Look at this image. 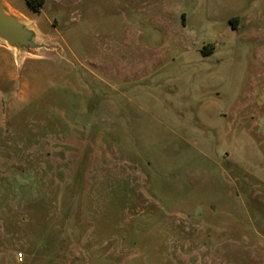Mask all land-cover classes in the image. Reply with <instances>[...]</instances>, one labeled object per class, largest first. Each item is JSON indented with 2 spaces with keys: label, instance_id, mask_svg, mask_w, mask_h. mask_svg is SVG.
<instances>
[{
  "label": "rangeland",
  "instance_id": "1",
  "mask_svg": "<svg viewBox=\"0 0 264 264\" xmlns=\"http://www.w3.org/2000/svg\"><path fill=\"white\" fill-rule=\"evenodd\" d=\"M4 2L0 264H264V0Z\"/></svg>",
  "mask_w": 264,
  "mask_h": 264
},
{
  "label": "water",
  "instance_id": "2",
  "mask_svg": "<svg viewBox=\"0 0 264 264\" xmlns=\"http://www.w3.org/2000/svg\"><path fill=\"white\" fill-rule=\"evenodd\" d=\"M0 40L20 53L35 54L42 47L50 48L38 41L36 31L11 12L4 0H0Z\"/></svg>",
  "mask_w": 264,
  "mask_h": 264
},
{
  "label": "trees",
  "instance_id": "3",
  "mask_svg": "<svg viewBox=\"0 0 264 264\" xmlns=\"http://www.w3.org/2000/svg\"><path fill=\"white\" fill-rule=\"evenodd\" d=\"M29 1V4H31L33 7H35V8H38L39 6H40V4L42 3V0H37L36 1V5H34L33 4V1H31V0H28ZM231 21V23H232V21L233 20H230Z\"/></svg>",
  "mask_w": 264,
  "mask_h": 264
}]
</instances>
